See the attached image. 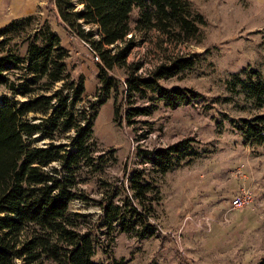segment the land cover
<instances>
[{
    "label": "trees",
    "instance_id": "1",
    "mask_svg": "<svg viewBox=\"0 0 264 264\" xmlns=\"http://www.w3.org/2000/svg\"><path fill=\"white\" fill-rule=\"evenodd\" d=\"M50 1L64 26L90 42L101 56L97 62L100 85L96 98H88L84 76L72 72L69 49L47 18L26 33L22 32L31 14L0 27V85L4 87L0 96V264H18V260L24 264H125L123 258L111 257L108 263L95 260L94 255L100 246L109 247L119 231L141 238L158 231L152 218L159 191L145 168L129 172L124 188V179L118 187L104 181L108 191L100 203V229L89 224L90 213L71 209V202L82 196L81 183L118 160L114 148L100 151L94 128L106 98L103 93L119 88L108 68L118 60L126 67L124 84L130 100L140 96L154 105L162 100L174 106L199 99L202 94L193 88L161 82L194 67L198 60L194 55L171 57L147 75L138 73L139 67L127 63L126 57L133 46V30L156 29L171 37H190L199 33L205 18L189 0ZM119 41L126 45L112 53L111 45L116 47ZM244 70L247 75L232 73L227 79L231 97L243 96L262 109L264 75L256 69ZM150 112L151 107L135 105L122 111L115 99L114 119L119 124H131L135 116ZM230 121L246 144H264V111ZM200 154L195 138L138 150L158 175ZM103 227L106 241L97 232ZM258 264H264V257Z\"/></svg>",
    "mask_w": 264,
    "mask_h": 264
},
{
    "label": "rangeland",
    "instance_id": "2",
    "mask_svg": "<svg viewBox=\"0 0 264 264\" xmlns=\"http://www.w3.org/2000/svg\"><path fill=\"white\" fill-rule=\"evenodd\" d=\"M189 1L205 18L197 35L180 38L156 29L133 30V46L126 62L147 75L171 57L194 55L198 59L194 67L161 82L193 88L202 94L199 99L174 106L162 100L154 105L140 96L130 100L124 84L126 67L118 60L108 68L119 88H112L109 95L103 93L106 98L94 128L100 151L114 148L118 160L109 163L100 176L81 183L82 196L71 202V209L90 213L89 224L100 229V203L108 191L104 181L118 187L124 179V188L129 172L145 168L159 191L152 218L158 231L142 238L119 231L109 247L98 248L94 255L97 261L111 263V257H116L123 258L125 264H258L264 257V144H246L230 121L232 117H251L264 108H255L243 96L231 97L227 83L232 73L247 75L244 69H256L264 75V0ZM39 8L42 13H32L22 33L32 31L43 16L47 18L69 49L72 72L84 76L86 95L95 99L101 56L95 59L82 38L64 26L50 0ZM125 45L126 41L111 45L112 53ZM3 90L0 85V96ZM115 99L122 111L135 105L151 107V112L135 116L131 124H119L114 119ZM184 138L197 139L201 154L163 175L156 174L138 155L139 149L167 146ZM242 185L253 188L254 201L232 208L230 199ZM104 229L97 231L102 241H106L101 233Z\"/></svg>",
    "mask_w": 264,
    "mask_h": 264
},
{
    "label": "crops",
    "instance_id": "3",
    "mask_svg": "<svg viewBox=\"0 0 264 264\" xmlns=\"http://www.w3.org/2000/svg\"><path fill=\"white\" fill-rule=\"evenodd\" d=\"M45 0H0V27L13 18H19L28 14L42 13L39 6L44 4ZM45 17L39 24L43 22ZM62 44L67 47L62 39Z\"/></svg>",
    "mask_w": 264,
    "mask_h": 264
},
{
    "label": "built area",
    "instance_id": "4",
    "mask_svg": "<svg viewBox=\"0 0 264 264\" xmlns=\"http://www.w3.org/2000/svg\"><path fill=\"white\" fill-rule=\"evenodd\" d=\"M95 36L98 37V34L96 33ZM128 36H131V33H129ZM82 41H84L88 45V47L91 50L94 58L99 59V55H98L97 51L93 48L91 43L87 42L84 39H82ZM254 198H255V193L253 191V188L250 186L242 185L240 187V189L232 195V197L230 199V206L232 208H240V207L249 206L253 203Z\"/></svg>",
    "mask_w": 264,
    "mask_h": 264
}]
</instances>
